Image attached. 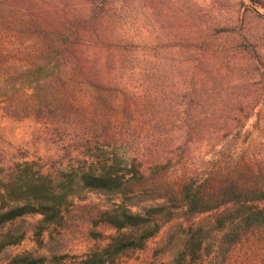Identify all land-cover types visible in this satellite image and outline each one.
Instances as JSON below:
<instances>
[{
    "label": "rangeland",
    "instance_id": "obj_1",
    "mask_svg": "<svg viewBox=\"0 0 264 264\" xmlns=\"http://www.w3.org/2000/svg\"><path fill=\"white\" fill-rule=\"evenodd\" d=\"M57 37L74 56V78L60 83L73 101L40 118L0 109V192L21 168L56 176L114 154L161 163L153 171L170 181L264 158V0H0V51ZM114 201L81 192L41 243V216L18 220L13 228L25 236L0 253V264L26 253L44 264H80L139 235L143 227L99 220ZM171 211L141 247L105 264H264V225L241 224L228 206Z\"/></svg>",
    "mask_w": 264,
    "mask_h": 264
},
{
    "label": "trees",
    "instance_id": "obj_2",
    "mask_svg": "<svg viewBox=\"0 0 264 264\" xmlns=\"http://www.w3.org/2000/svg\"><path fill=\"white\" fill-rule=\"evenodd\" d=\"M49 40L44 43L43 39L37 47L20 49L15 54L0 51V109L14 118H40L51 108H63L73 101L68 92L62 93L60 88V83L74 78L67 69L74 59L73 53L67 50L66 39H58L56 43L53 38ZM160 164L145 167L135 156L114 154L105 159L84 161L56 176L40 173L31 166L19 169L0 192V253L23 240L25 232L13 226L26 216H41L34 231L36 240L41 243L48 226L62 222L71 199L81 192L115 199L109 208L99 211L100 221L117 230L128 227L144 230L134 238L114 242L80 264H105L125 249L141 247L172 217L171 209L196 215L228 206L234 209V219L241 224L264 225L263 157L258 160L242 157L241 161L214 166L208 173H183L172 181L153 171ZM162 198L179 203L168 206L166 201H157ZM148 200L154 202L141 207V211L131 210L132 206ZM200 242L195 246L200 248ZM188 244V248L193 249L195 243L189 241ZM44 260V256L31 253L11 258L12 264H44Z\"/></svg>",
    "mask_w": 264,
    "mask_h": 264
}]
</instances>
